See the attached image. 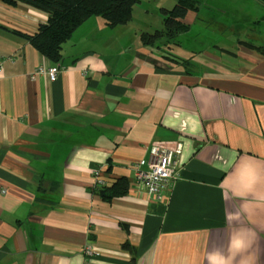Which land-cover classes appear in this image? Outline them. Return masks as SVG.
I'll list each match as a JSON object with an SVG mask.
<instances>
[{"label":"crops","instance_id":"1","mask_svg":"<svg viewBox=\"0 0 264 264\" xmlns=\"http://www.w3.org/2000/svg\"><path fill=\"white\" fill-rule=\"evenodd\" d=\"M196 1L168 44L142 34L179 0H137L123 25L91 17L55 80L37 72L55 63L0 28V264H264V3ZM47 20L0 0L10 29ZM179 144L168 204L153 201L136 169ZM97 170L125 191L104 199Z\"/></svg>","mask_w":264,"mask_h":264},{"label":"trees","instance_id":"2","mask_svg":"<svg viewBox=\"0 0 264 264\" xmlns=\"http://www.w3.org/2000/svg\"><path fill=\"white\" fill-rule=\"evenodd\" d=\"M10 4L27 3L48 14V20L42 23L34 33H26L10 29L2 24L0 28L12 31L26 39L45 57L57 64H62L64 46L73 37L75 31L93 16H102L111 26L123 25L132 20L133 9L137 0H5ZM264 3V0H260ZM199 8L196 0H179L172 9H163L165 26L154 33L142 34L145 44L155 45L157 42L168 44L188 30L183 22L190 10ZM249 45V44H248ZM253 44H250V47ZM255 48V47H254ZM256 49L264 54V46ZM99 190L104 199L125 191L123 180L112 187L94 188Z\"/></svg>","mask_w":264,"mask_h":264},{"label":"built area","instance_id":"3","mask_svg":"<svg viewBox=\"0 0 264 264\" xmlns=\"http://www.w3.org/2000/svg\"><path fill=\"white\" fill-rule=\"evenodd\" d=\"M63 69L64 66L57 63L47 69L40 67L37 72L48 74L52 80H55ZM181 151V144L174 148L155 147L152 150L149 168L136 169L137 184L145 190L151 200L168 204L174 182L180 175L178 157ZM94 178L93 188H101L106 185L99 170L95 172ZM83 250L88 259L95 255V250L90 245L85 246Z\"/></svg>","mask_w":264,"mask_h":264},{"label":"rangeland","instance_id":"4","mask_svg":"<svg viewBox=\"0 0 264 264\" xmlns=\"http://www.w3.org/2000/svg\"><path fill=\"white\" fill-rule=\"evenodd\" d=\"M206 22L207 23H203V22H201V21H199V23H197L198 24V27H203V25L205 24V28L203 27V29H202V31H206V30H208V20H206ZM200 24H201V26H200ZM261 27L262 28H264V23H262L261 24ZM213 31H215V30H218V29H213V28H211ZM209 31H210V29H209ZM222 37H224L225 38V36H223V35H211V34H208V38H211V39H215V40H220V39H222ZM229 38L228 39H232V38H234V36L233 35H230V36H228ZM237 37H240V38H242V39H244L245 37H247L246 39H249V40H251L252 39V41H254V39L257 37L256 35H248V36H237ZM230 43H232L231 41H230ZM186 44H187V39H186ZM191 46H193V44L192 43H189ZM195 46H199V44L197 43Z\"/></svg>","mask_w":264,"mask_h":264}]
</instances>
